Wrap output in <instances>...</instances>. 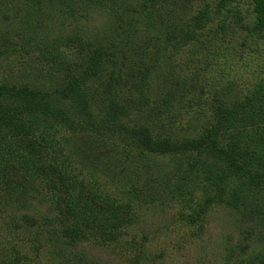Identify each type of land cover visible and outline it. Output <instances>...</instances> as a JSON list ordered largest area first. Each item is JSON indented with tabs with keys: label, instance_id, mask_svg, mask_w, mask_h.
Masks as SVG:
<instances>
[{
	"label": "rangeland",
	"instance_id": "374dc122",
	"mask_svg": "<svg viewBox=\"0 0 264 264\" xmlns=\"http://www.w3.org/2000/svg\"><path fill=\"white\" fill-rule=\"evenodd\" d=\"M184 1L0 0V84L54 88L67 73L55 57L73 64L79 43H99L115 47L85 83L95 123L148 126L181 144L247 98L241 117L264 109L254 93L264 88V23L253 1ZM204 6L215 10L201 32L207 46L163 43L162 22L187 24ZM119 131L56 120L30 146L0 126V165L18 172L11 182L0 171V264H264V182L224 171L217 148L155 154ZM228 137L251 151L264 110L223 129L217 146Z\"/></svg>",
	"mask_w": 264,
	"mask_h": 264
},
{
	"label": "trees",
	"instance_id": "16d2710c",
	"mask_svg": "<svg viewBox=\"0 0 264 264\" xmlns=\"http://www.w3.org/2000/svg\"><path fill=\"white\" fill-rule=\"evenodd\" d=\"M12 2L14 0H8ZM184 0H182L183 2ZM253 9L258 14L259 21L264 23V0H252ZM155 0H150V3H154ZM185 3V1H184ZM215 10L204 6L195 11L193 16L189 20V24H178L172 21L162 22L163 31L165 36L163 37V43L165 45L172 46V50L177 48L188 47L193 52L202 50L210 42V38L201 36V32H208V23L212 21L214 16H211ZM226 19V18H225ZM225 21H223L224 23ZM262 25V24H261ZM217 29H224L222 26ZM217 29L213 30L214 34L219 32ZM211 30V29H210ZM106 42V40H105ZM157 43V42H156ZM159 45V44H157ZM93 43H79L78 59L73 64L70 62L62 61L55 57V63L58 71L66 70L64 72L63 83L58 86L47 89L45 87H33L28 84H16L2 82L0 84V126L7 127L11 135H20L27 145L33 146L36 143V132L39 130L44 131L52 121L69 122L75 121L79 118H85L87 124L89 123L92 128H105L108 133L111 129L122 128L120 133H126L134 145L144 151L150 153H168L172 151L181 150L187 151H203L217 148L218 156L223 157L228 163L223 165V170L235 173H244L249 176V181L253 184L256 182H264V160L259 163L257 169H251L259 154L263 153L262 145L264 144V137L261 139L257 137L251 139L248 143L252 147L251 151L245 150L238 145V138L228 137L224 142V139H219L221 146H217L218 135L223 129H227L232 126V123L240 121L243 124L251 123L252 117L258 112L264 110L263 108L251 109L248 118H243L239 114V110H243L245 105L250 101H254V98H247L246 101H241L232 108L220 110L215 114L216 122L207 133L199 138H191L182 141L181 144L171 141L167 138H159L152 135L148 126L128 127L122 123L119 125L103 124L100 122L95 123L92 118V112L90 110L89 93L85 87L86 81L94 76L97 77L102 71H105L108 67L107 61L109 58V50L113 51L111 45L96 44V47H92ZM72 66V67H71ZM69 67L70 70H69ZM107 82V81H106ZM111 83L107 82V85ZM255 94L264 93V88L259 91L254 90ZM250 102V103H251ZM73 124V122H70ZM116 126V127H115ZM116 130V129H115ZM101 133V131H100ZM102 139L105 143L108 142V138ZM223 140V141H221ZM108 144L111 145L109 142ZM240 147V148H239ZM111 149V147H110ZM245 150V151H244ZM257 151V152H256ZM239 157L242 160L239 162L236 158ZM0 165L1 173L6 177L8 181H17V169L13 163L9 166L12 172L5 169L7 168ZM39 168L46 169L41 164ZM48 172L52 174H59L58 169L55 166L48 165ZM209 174L215 179L218 177L217 170H209ZM254 186H252L253 188ZM263 211V210H262ZM68 232L69 235L73 233L72 229H62V233Z\"/></svg>",
	"mask_w": 264,
	"mask_h": 264
}]
</instances>
